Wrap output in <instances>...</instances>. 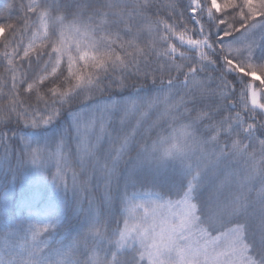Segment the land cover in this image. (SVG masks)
<instances>
[{
	"label": "snow or ice",
	"instance_id": "1",
	"mask_svg": "<svg viewBox=\"0 0 264 264\" xmlns=\"http://www.w3.org/2000/svg\"><path fill=\"white\" fill-rule=\"evenodd\" d=\"M0 69V264H264V0H7Z\"/></svg>",
	"mask_w": 264,
	"mask_h": 264
},
{
	"label": "trees",
	"instance_id": "2",
	"mask_svg": "<svg viewBox=\"0 0 264 264\" xmlns=\"http://www.w3.org/2000/svg\"><path fill=\"white\" fill-rule=\"evenodd\" d=\"M5 3H7V0H0V6H3ZM2 71V69H0ZM257 86H259V82H257Z\"/></svg>",
	"mask_w": 264,
	"mask_h": 264
}]
</instances>
